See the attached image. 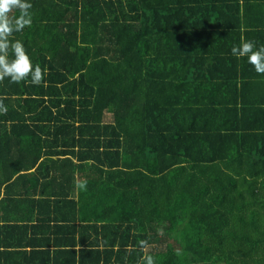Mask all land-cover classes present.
Returning <instances> with one entry per match:
<instances>
[{
	"label": "trees",
	"instance_id": "16d2710c",
	"mask_svg": "<svg viewBox=\"0 0 264 264\" xmlns=\"http://www.w3.org/2000/svg\"><path fill=\"white\" fill-rule=\"evenodd\" d=\"M31 3L12 39L45 75L0 81V264H264V75L231 54L264 44V0Z\"/></svg>",
	"mask_w": 264,
	"mask_h": 264
},
{
	"label": "clouds",
	"instance_id": "9594fccd",
	"mask_svg": "<svg viewBox=\"0 0 264 264\" xmlns=\"http://www.w3.org/2000/svg\"><path fill=\"white\" fill-rule=\"evenodd\" d=\"M31 0H0V81L8 79L19 84L30 80L34 85H40L45 75L39 65L33 63L21 40H13V33H19L32 23ZM233 57L243 59L251 65L257 74L264 75V44L252 40L241 39L239 44L231 47ZM7 107L0 103V114L6 113ZM80 190H86L87 181H80ZM140 241V247L145 246ZM143 264H155L151 255L143 257Z\"/></svg>",
	"mask_w": 264,
	"mask_h": 264
},
{
	"label": "rangeland",
	"instance_id": "374dc122",
	"mask_svg": "<svg viewBox=\"0 0 264 264\" xmlns=\"http://www.w3.org/2000/svg\"><path fill=\"white\" fill-rule=\"evenodd\" d=\"M110 115L107 113L106 115H105V120H109L110 119V117H109Z\"/></svg>",
	"mask_w": 264,
	"mask_h": 264
},
{
	"label": "crops",
	"instance_id": "0c3cea01",
	"mask_svg": "<svg viewBox=\"0 0 264 264\" xmlns=\"http://www.w3.org/2000/svg\"><path fill=\"white\" fill-rule=\"evenodd\" d=\"M13 214H15V213H12L11 215H13ZM17 216V215H16ZM12 217H14V216H12Z\"/></svg>",
	"mask_w": 264,
	"mask_h": 264
}]
</instances>
